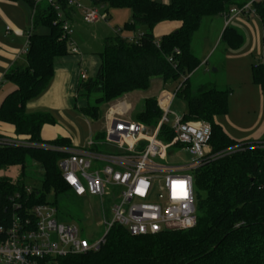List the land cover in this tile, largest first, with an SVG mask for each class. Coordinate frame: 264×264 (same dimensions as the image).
I'll use <instances>...</instances> for the list:
<instances>
[{"label": "trees", "instance_id": "16d2710c", "mask_svg": "<svg viewBox=\"0 0 264 264\" xmlns=\"http://www.w3.org/2000/svg\"><path fill=\"white\" fill-rule=\"evenodd\" d=\"M24 1L32 11L27 65L15 67L5 75L16 89L0 104V123L11 125L15 136L56 146H72L64 138L42 140V128L54 125V117L49 112L26 110L27 103L49 86L56 60L68 52L62 26L71 7L66 0H56L58 12L48 2L34 5L31 0ZM92 1L93 5L103 4L109 9H129L131 19L124 24L123 30L136 32L144 28V31L136 41L120 35L104 40L97 74L78 86V97H84L87 102L93 95L98 97L81 109L74 103L75 109L87 119L99 121L101 106L110 107L118 98L135 91L146 92L153 78L163 83L180 81L175 98L186 101L189 110L182 121L201 122L210 127L206 145L211 155L223 154L235 146L237 142L226 135L215 119L228 113L230 90L203 84L192 91L190 77L201 65V60L193 54L191 45L204 18H227L232 8H241L251 0L244 3L238 0H171L168 4L154 0ZM252 12L247 17H257L264 25V2L253 3ZM166 21L179 22L180 28L156 41L153 29ZM41 27L48 33H37L36 29ZM221 42L238 50L244 44V36L228 25ZM170 58L172 62L168 61ZM252 79L264 92L262 64L252 66ZM160 116L157 100L151 97L144 99L143 108L134 116V121L156 125ZM102 132L94 137L102 138ZM160 137L172 141L174 135L169 127L163 126ZM180 145L174 143L172 147ZM61 156L43 149L0 146V170L13 166L21 168V177L15 181L0 177V226L10 225L14 216L30 217V209L35 205L51 204L58 210L59 197H77L61 178L57 166ZM28 160L43 170L39 190L28 188L23 182ZM193 176L198 220L192 229L134 237L124 228L115 226L98 251L67 255L54 259V264H264V147L244 143L238 152L225 154L218 161L203 162L193 171ZM51 192L54 200L48 202ZM58 217L62 216L58 213Z\"/></svg>", "mask_w": 264, "mask_h": 264}, {"label": "built area", "instance_id": "2783aa9c", "mask_svg": "<svg viewBox=\"0 0 264 264\" xmlns=\"http://www.w3.org/2000/svg\"><path fill=\"white\" fill-rule=\"evenodd\" d=\"M31 1L34 5L48 2L60 12L56 0ZM66 2L69 7L82 10L83 21L87 24L106 18L96 8L82 7L75 0ZM261 2L264 0H251L241 8H232L229 16L224 18L225 26L236 18L253 14L252 4ZM62 30L63 38H67L68 53H79L71 40V27L65 23ZM168 61L172 62L171 58ZM80 79L87 80L85 72H81ZM179 87L174 93L157 99L161 116L156 125H145L126 119L124 114L117 116L110 112L103 137L96 139L91 135L86 148L34 142L22 136L0 137V146L60 153L62 156L57 166L61 178L77 197L98 198L101 226L104 227L102 236L96 239L87 233L83 236L75 223L58 221V210L53 205H35L30 209V217L14 216L10 225L0 226V264H54V259L67 255L96 252L115 226L124 228L134 237L195 227L198 217L193 171L211 159L209 151L188 165L156 161L163 160L165 151L174 143L208 147L206 141L211 131L208 125L183 122L177 116L173 126L167 125L169 108ZM163 126L169 127L173 133L172 141L160 137ZM260 145L264 147V141ZM241 146L236 144L223 154ZM105 150L112 152H102ZM16 206L19 208L18 204ZM107 211L109 218L106 217Z\"/></svg>", "mask_w": 264, "mask_h": 264}, {"label": "rangeland", "instance_id": "374dc122", "mask_svg": "<svg viewBox=\"0 0 264 264\" xmlns=\"http://www.w3.org/2000/svg\"><path fill=\"white\" fill-rule=\"evenodd\" d=\"M82 7H90L92 5L91 0H75ZM240 2H247L249 0H238ZM22 4V1H20ZM19 2V3H20ZM24 4V3H23ZM25 8L28 9L29 17L32 16L31 8L25 4ZM100 14H104L105 9H109L103 4L97 5ZM112 18L109 19V23L115 28L116 34L130 41H136L138 36V30L124 31L123 26L130 21V11L128 9H110ZM81 14V12H80ZM130 16V17H129ZM243 24L234 23L236 27L244 33V44L238 52L233 51L230 47H227L222 42L219 43L218 36L219 27L222 25V19L219 17L204 18L200 29L195 33L192 41V52L201 61H207L202 69L194 73L190 79L192 91L195 92L198 86L203 84L215 85L219 89H226V83L230 90V96L228 98V113L225 116H219L217 118L219 124L223 127L226 133L236 141H241L256 133L264 124V109L261 111V92L259 86L253 83L252 79V66L256 64H262L264 66V25L257 17H251L250 21L244 19ZM6 24L0 20V33L4 34ZM244 27V28H242ZM36 29L37 33L47 34L48 30L45 27ZM30 29V26L29 28ZM244 29V30H243ZM77 34L85 42V49L80 46V50L83 54L99 57V54L103 51V42L101 40H95L94 33L101 34L105 31L101 26L95 31L80 32ZM176 32V31H175ZM113 35V33L111 34ZM210 49H212L210 51ZM209 53L208 57L204 59L205 52ZM204 55V56H203ZM87 77L93 78L88 72ZM81 80V79H80ZM83 82V80H81ZM165 86L168 92L175 90V83L168 82ZM154 85L152 84V87ZM151 87V88H152ZM226 87V88H225ZM227 88V89H228ZM139 94L140 98L133 97L132 95H124L116 102L125 101V107H120L124 113H129L126 119L134 120V116L139 113L143 108V101L148 96H154L155 90L149 89L147 92H134ZM98 95H93L87 102L84 97H79L78 104L86 107L87 104L93 103L94 99ZM264 97V96H263ZM121 106V105H120ZM107 106L103 105L100 108L101 118H103ZM169 123L168 126H173L177 122V118L182 119L185 115H188V104L183 99L176 97L173 99L169 108ZM67 115L70 121L66 122L72 133L78 134L81 138V142L77 145L80 148H86L87 141L89 139V126L93 129V134L103 131L102 120L94 122L92 120L84 119L77 113L78 118L73 120L69 114ZM262 114V115H261ZM58 117V116H57ZM193 122V121H192ZM101 129V130H100ZM104 133V132H102ZM10 137V136H6ZM260 142H247L246 145H260ZM163 143H166L163 140ZM242 145L244 143H237ZM263 146V145H261ZM205 148L189 146L187 144H181L180 146H173L165 151V156L162 159H156V161L169 164V165H188L201 159L205 155ZM209 148V147H208ZM237 148V147H236ZM237 149H231V153L238 152ZM210 150V148H209ZM104 153L112 152V150L102 151ZM210 153V151H209ZM229 153L228 155H230ZM209 161H218L223 158L225 154H209ZM20 166H13L5 170H0V177H7L15 181L21 177ZM43 170L34 162L27 161L24 169L23 182L26 187L39 190L41 187L40 181L42 178ZM48 202H53L54 195L51 192L47 196ZM58 213L57 218L62 223H75L80 230L88 235L94 236V239L102 236L104 227L101 226L102 215L98 204V198L93 196H86L78 198L71 196L70 198H58ZM106 217L109 218L107 211Z\"/></svg>", "mask_w": 264, "mask_h": 264}, {"label": "crops", "instance_id": "0c3cea01", "mask_svg": "<svg viewBox=\"0 0 264 264\" xmlns=\"http://www.w3.org/2000/svg\"><path fill=\"white\" fill-rule=\"evenodd\" d=\"M20 1H22V4ZM154 1L163 4H168L171 0H154ZM25 4L29 7V5L24 0H18L17 2L0 0V20L6 24L4 34L2 35V33H0V104L8 94H10L16 89V86L13 83L5 79V75L15 67L23 68L26 67L27 65V60H26L27 39L31 30L32 16L28 18L29 12L28 9L25 8L26 7ZM90 7L96 8L98 10L97 5H93V1ZM109 10L110 9H105V11H103L106 17L105 20H97L92 22L91 24H87L83 21L82 10H78L72 7L70 8L67 16L66 17L63 16L66 23L73 30V33L71 35V40L78 48L79 53L73 54L67 52V54L64 57L57 59L54 65V75L47 89L39 97L29 101L26 105L27 112H35V111L49 112L56 121L54 125H45L42 128L41 131L42 140L50 141V140H55L57 138H64L68 140L72 146H77L81 142L79 133L75 135V133H72V131L68 127H66L67 125L66 122L70 121L69 120L70 118L67 115H64L63 113L69 114L73 120L78 118L77 113L81 115L84 119H87L77 110L78 108L79 109L83 108V106H80L78 104V100H79L78 86L79 83L81 82L80 74L81 72H85L87 76V73L89 72L93 77H95V75L99 70L101 61H100V54L99 57H95L82 53V51L79 48L81 46L82 49L83 48L85 49V42L77 34L76 30H78V32L82 34V32H86V31L92 32V29L96 31L101 26L103 29H105V31L102 32L101 34L97 33L96 31L94 33V37L95 40L97 41L101 40L104 44V40L106 38L117 35L115 28L109 23V19L112 18V15ZM130 16H131V11H130ZM219 18L222 19V25L219 27V33L222 35L226 27L225 20L222 17ZM244 19L250 21L251 17L242 16L234 19L230 23V26L235 27L243 35L244 33L236 27L237 26L236 24L234 26V23L243 24L242 22ZM29 26L30 29H28ZM179 28H180L179 22L176 21L162 22L154 27L153 36L156 41H159L161 37L173 33L177 31ZM40 29L42 28H39V30ZM143 31L144 28L142 30H138L139 32L138 35L142 34L141 32ZM112 33L113 35H111ZM217 38L219 39V43H220L221 36L220 37L218 36ZM240 49L233 51L238 52ZM211 50L212 49H210V51ZM210 51L208 53L206 52L204 53L207 54L205 55L204 59L208 57ZM205 64H207V61L205 62L201 61V65L194 73L202 69V67ZM178 82L180 81L173 82L176 85L175 90L180 84ZM152 84L154 85L153 87ZM166 84L168 83H163L159 78H153L150 82L149 89H154L156 95L148 96L146 98L153 97L156 98L157 100L163 97L164 95H166L167 93H170L165 88V86H167ZM226 86L228 87L227 83ZM175 90L171 92V94L174 93ZM135 92H143V91H135ZM260 92H261L260 93L261 111H263L264 92L262 90H260ZM126 95H132L133 97L140 98V95L135 94L134 92ZM74 103H76L77 109H75ZM122 106L124 107L126 106L125 101L123 102L115 101L113 102L112 106L107 108L103 118L100 119L102 120L103 131L106 125V117L108 113L112 112L113 114H117V116L123 114L125 115V117L129 116L130 112L124 113V111L120 109V107ZM217 118L215 119L216 122L219 124ZM99 121H95V122H99ZM219 125L221 126V124ZM88 126H89V137L91 135H95L93 134V129L89 123ZM223 131L226 133L224 129ZM0 134L13 137L15 136L14 128L9 124L0 123ZM226 135L231 140H234L232 136H229L227 133ZM263 139H264V124L261 127V129H259L256 133L251 134V136L247 137L246 139H243L241 141H236V140L234 141H236L237 143H247V142L257 143L262 141ZM207 151H210L208 147L205 148V152Z\"/></svg>", "mask_w": 264, "mask_h": 264}]
</instances>
